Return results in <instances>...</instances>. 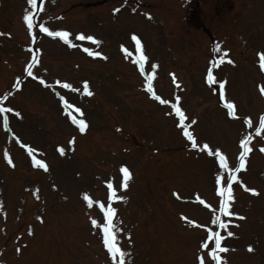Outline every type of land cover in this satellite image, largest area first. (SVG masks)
Segmentation results:
<instances>
[{
	"label": "rangeland",
	"instance_id": "374dc122",
	"mask_svg": "<svg viewBox=\"0 0 264 264\" xmlns=\"http://www.w3.org/2000/svg\"><path fill=\"white\" fill-rule=\"evenodd\" d=\"M27 3L0 0V97L8 106L0 103L11 109L9 129L51 167L47 174L30 170L0 126V264H114L99 227L106 222L100 204L109 203L117 209L114 231L125 264H200L201 257L214 264L208 254L214 240L205 234L218 231L214 215L227 223L218 228L228 249L220 252L221 264H264V129L257 132L264 74L256 66L264 54V0H47L42 24H35L68 32L71 44L24 27ZM133 34L142 40L152 90L167 104L179 96L177 106L192 126L177 128L181 122L170 107L147 96ZM34 40L42 54L29 64L30 76L45 84L25 77L17 89L14 80H22L23 65L33 59ZM85 48L101 55L87 58L80 52ZM84 81L93 97L81 94ZM64 84L90 124L85 136L60 110L56 98L65 94ZM221 99L222 107L234 104L237 119L221 108ZM185 127L193 141L184 139ZM244 136L251 153L229 202L239 215H222L217 188L228 173L203 145L218 148L237 168ZM62 143L69 144L59 162L54 146ZM121 167L131 174L127 187ZM109 183L126 199L109 201Z\"/></svg>",
	"mask_w": 264,
	"mask_h": 264
},
{
	"label": "snow or ice",
	"instance_id": "6c2138e0",
	"mask_svg": "<svg viewBox=\"0 0 264 264\" xmlns=\"http://www.w3.org/2000/svg\"><path fill=\"white\" fill-rule=\"evenodd\" d=\"M28 3L34 7L36 4V0H28ZM117 10L118 9H114V11H117ZM31 14L32 13L29 10L28 14L23 16V20L26 22L27 28L29 29V31H31L33 28V20L30 18ZM40 29L42 32L47 33L51 37H60L65 42L71 44V41L68 40L69 33L66 31H49V29L44 27L43 25L40 26ZM78 38L80 40L86 39V40L92 41L94 43H99V41H96L94 36H92V35L85 36L83 34H78ZM131 38L133 41H135V43L137 45V51L141 53V55L139 56L138 62L140 63L141 70L143 71V67H144L143 61H145L147 59V57L142 52L140 39L135 34H133ZM217 50H219V45H216L214 48V51H217ZM84 51L88 52L90 55H95V56L101 55L100 52H92L91 49H88V48H85ZM33 62H35V57H33ZM262 62H264V54H262ZM262 66H264V63H262ZM153 67H155V65H153ZM27 71H28L29 75L32 74L31 65H29ZM207 78H208L209 83L213 82V76H212L211 70L208 71V77ZM148 79H149V81H151L152 77L149 76ZM57 83H59V81H57ZM83 85H84L83 91L88 95H92V93L89 91V88H88V82L84 81ZM16 87H19V83H17ZM64 87L71 88V85L65 84ZM223 88H224V82L221 81L220 82V89L223 90ZM148 90L150 92L152 91V87H151L150 83L148 85ZM221 95H223V91H221ZM0 99H3V98H0ZM156 99L160 100V97L156 96ZM179 99H180V97L177 96L176 100L179 101ZM160 102L161 103H168V101H166V100H161ZM172 107L175 110L176 114L180 117L181 125H183L185 116H184V113L181 111V108L178 107L176 104H173ZM226 107L229 109V113H228L229 115H235V113L233 111L234 106L232 103H228L226 105ZM4 111H6V109L3 107H0V112H4ZM7 111H11V109H7ZM76 112H80V109L76 108ZM16 114L19 115V113H16ZM248 122L250 123V121H248ZM5 123H7L6 118H5ZM74 123H77L79 125L81 132L85 131V128L87 125H86V121L84 119L74 120ZM193 123H194V121H193ZM259 125H260V127L257 129V132H259L261 129H264V115H262L260 117ZM184 135L188 138L189 141L194 140L192 133L189 132L186 127L184 128ZM249 139H250V136L242 138L240 140V144L243 146L244 151L239 156V162L240 163H239L238 168H230L225 155L223 153H221L218 148L215 151H213L212 149L209 148V145L207 143H205L203 145V148L208 150V153L210 155H214V156L218 157L219 168L224 169L228 173L226 186H221V187L217 188L218 195L220 197L219 213L222 215H226V216L239 215L238 213H235L234 211L229 210L231 207L229 202L232 201L234 198L233 197V189H232V181L237 179L235 173L240 171V169L244 167L245 154L249 151L248 144H247V140H249ZM193 146L195 147V144H193ZM31 151L32 150L29 149V152H31ZM63 151H64L63 148H61L60 152L63 153ZM5 155L7 156V153ZM8 162L11 163V160L9 159ZM34 163L36 165L40 166L41 168H44L45 170H47V165L44 163V161L34 160ZM121 172L123 173L122 186L127 187V181L131 178V174H130L127 167H121ZM215 183H216V185H221V176L220 175H218L215 178ZM108 189H109V193H110L109 197H108L109 201H112L113 199H117V200H125L126 199V197H124V196H116L115 189H113V186L111 183L108 184ZM248 191L255 192L256 190L255 189H248ZM85 199H87V197H85ZM88 203H89V206H91L92 201L89 200ZM97 203H99V202H97ZM100 208L104 213V219L106 221L105 223L99 225V227L103 231L104 246L106 247L108 253L110 254L114 264H125L126 253H125V251H123L120 248L118 237L116 235V232L114 231V229L117 228V225H115L113 223V217L115 216L117 209L114 208L111 205V203H109L107 207H105L103 204H100ZM240 218L243 219V217H240ZM211 222L213 224L219 225L220 228H224V229L227 228V223L221 219V215H214L212 217ZM91 223L94 226L97 225V221L94 219L91 221ZM227 235L232 236L233 233L227 232ZM208 239L214 240V245H215L214 247H212L210 249L208 254L212 257V259L214 261H216V264H221V257L218 255V252H226L228 250L226 248L221 247V240L223 239V237L220 235L219 232H213L212 229L209 228L208 229ZM202 246L208 247L207 244H203ZM249 250L251 251V246H249ZM200 264H204L202 257L200 258Z\"/></svg>",
	"mask_w": 264,
	"mask_h": 264
}]
</instances>
